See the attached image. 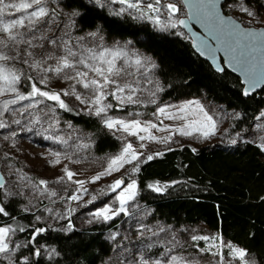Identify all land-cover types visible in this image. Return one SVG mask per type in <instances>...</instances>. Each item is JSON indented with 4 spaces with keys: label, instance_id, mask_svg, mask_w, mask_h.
Masks as SVG:
<instances>
[{
    "label": "trees",
    "instance_id": "16d2710c",
    "mask_svg": "<svg viewBox=\"0 0 264 264\" xmlns=\"http://www.w3.org/2000/svg\"><path fill=\"white\" fill-rule=\"evenodd\" d=\"M244 1L264 11V0ZM228 2L222 5L224 12ZM56 6L81 13L75 16L79 31L98 28L105 39L130 40L151 55L156 63L161 101L203 95L239 113L233 120V130L251 127L264 108V87L245 96L240 79L226 70L214 71L206 60L195 54L188 36L180 29L161 30L147 19L126 11L117 15L89 0H56ZM23 70L32 75L26 65ZM30 85L31 82L25 81L22 86L18 85V90L27 95ZM37 86L44 91H55L39 83ZM38 99L50 101L35 97L21 102ZM50 102L56 106L60 118L91 132L93 151L114 152L119 148V139L104 128L99 116L80 112L66 103L65 110ZM129 108L125 106L121 110ZM161 153L151 161L140 162L139 171L132 175L137 184V197L152 208L151 216L175 227L201 223L231 244L264 258V150L260 145L249 140L198 147L182 144ZM153 182L167 187L156 192L149 187ZM0 202L9 213L8 216L0 214V227H25V232L15 233L23 243L31 239L35 228L46 229L37 236L34 245L28 244L16 251L18 261L28 256L29 264H100L114 250V241L109 237L118 228L114 220L64 230L38 221L35 210H23L19 197L3 200L0 190ZM35 248L41 249L40 257L33 255ZM52 248L59 255L49 258L46 249Z\"/></svg>",
    "mask_w": 264,
    "mask_h": 264
},
{
    "label": "rangeland",
    "instance_id": "374dc122",
    "mask_svg": "<svg viewBox=\"0 0 264 264\" xmlns=\"http://www.w3.org/2000/svg\"><path fill=\"white\" fill-rule=\"evenodd\" d=\"M163 2H177L180 11L175 14L174 19H179L185 15V9L180 0H163ZM243 2L246 3L244 0ZM49 3L51 5V0H49ZM102 4L115 12H119L121 8L126 7L119 3H112L111 0H102ZM228 5L231 6L226 7V13L241 21L243 25L264 27V11L256 10L246 3L257 13V18L253 19L239 10L237 0H229ZM58 10L60 15L56 18V23L48 25L53 29V33L50 34H62L72 13V10H60L59 8ZM126 12L138 16L134 10H127ZM22 14L14 13L12 17L6 15L5 19L16 18ZM161 19L167 21V14L163 10ZM71 20L74 21V24L68 31L73 37L74 48L76 41L82 37L80 44L84 48H92L97 52L103 48L121 49L127 52L126 56H121L116 61V66L123 68L124 71L114 79L121 85L127 83L136 88L134 99L139 102L121 104L119 100L111 95L104 101V104H111L112 107L107 109L106 114L99 117L104 128L120 141V146L116 151L104 153L93 151L91 132L60 118L56 106L52 102L38 99L32 102H18L16 105L11 106L17 111L5 113L3 117H0L8 125L0 129V171L5 179V189L2 190L3 200L10 197H19L22 201L21 208L23 210L27 209L25 211H37V216L41 217L38 221L46 223L48 226H57V228L68 230L67 225L70 220L73 227H84L94 222L103 221L95 220L92 217L91 213L97 209L105 205L118 206L115 197L120 189L111 192L108 190V185L117 179L123 178L124 185L121 186L123 188L132 180H135L132 176L133 168L145 160L148 155L161 153L167 148L182 144L198 147L215 143L229 144L233 140H249L258 145L264 144V116H261L264 108L251 127L233 130V120L239 116V113L213 103L203 95L161 101L160 84L155 77L156 63L151 55L137 48L130 40L105 39L98 28L81 32L76 28L75 16H71ZM44 26L41 25V27ZM174 29L178 30L179 28L177 26ZM91 33L95 35H90ZM137 57L142 59V66H137L134 63ZM48 63L54 64V61ZM28 70L34 77L38 75L37 72L29 68ZM81 70L85 69L81 67ZM66 71L69 74H74L71 70ZM39 75L43 76L45 73L41 72ZM46 75L48 77L47 85H40L61 93V99L75 110L96 115L95 106L91 104L93 93L89 89H84L75 80L66 79L64 73L57 75L54 72H49ZM93 76L94 74L90 72L89 78H93ZM73 86L75 87V93L80 95V100L76 98L75 94H72ZM113 87L110 85L108 91L111 92ZM157 89L159 90L157 91ZM63 91H68L70 94L65 96L62 94ZM128 94L126 89L120 95L127 96ZM5 96H0V102L14 98H6ZM81 100L84 102L82 103ZM192 100L199 101L216 121L215 133L208 138L202 137L199 133H193L191 136L181 135L177 129L183 127L186 121L167 119L158 112L161 107H166L169 112H176L179 106ZM27 105H32V107H26ZM125 106L130 108L124 111L121 110ZM108 118L125 121L139 120L142 124L145 122L154 123L157 128L150 131L153 136L157 137V141L148 139L141 141L138 136L129 135L122 130L108 129L104 123L105 119ZM15 120H19L20 123H14ZM139 135L146 134L139 133ZM169 136L171 139L168 143L158 142L160 138ZM128 143H131L138 153H143L139 161L125 164L119 171H114L111 175L101 176L94 183L90 182L92 177L105 171L111 159L119 156ZM142 144L144 147H141ZM57 159H59V163H56ZM65 168L75 173L72 180H68L65 175ZM60 177L64 179L57 182ZM40 180L48 181L46 189L43 185L36 187L39 185ZM78 180L86 181L83 188L87 189V192H84L79 184L73 182ZM155 184L153 182L150 185ZM7 191H11L13 195L5 196L4 193ZM52 191H55L57 196H51ZM74 194L82 198L79 201L70 200L69 197ZM93 196L96 197L94 201L92 200ZM89 201L92 202L89 203ZM70 208L75 211L69 216L68 210ZM151 212L152 208L145 206L136 196L135 200L129 205V215L121 213L113 219L114 223L118 222L117 230L109 233V237L114 241V250L100 264H128L129 260L137 258L140 247L150 242L149 237L152 241L163 240L167 247L173 249L170 255L184 257L189 261H196L197 264H216L219 257H213L210 253L198 251L199 248L207 247L209 242L203 240L193 241L191 237L194 235H207L209 237L218 235L222 241L229 242L219 234L208 230L201 223L175 227L172 224L154 219ZM141 226L152 231H158L159 228L163 227L165 231L160 232L159 236H151L150 232L144 231V235L141 236ZM11 239L13 243H23L22 239L16 238L15 235ZM169 241L171 243H168ZM217 243H220V241L218 240ZM161 251H163V247L157 246L148 254H158ZM222 251L225 258L228 259V249L224 248ZM233 264H238V262L234 261Z\"/></svg>",
    "mask_w": 264,
    "mask_h": 264
},
{
    "label": "snow or ice",
    "instance_id": "6c2138e0",
    "mask_svg": "<svg viewBox=\"0 0 264 264\" xmlns=\"http://www.w3.org/2000/svg\"><path fill=\"white\" fill-rule=\"evenodd\" d=\"M89 2L103 7L102 0H89ZM111 2L126 6L121 8L116 13L117 15L127 10H134L139 18L153 22L161 30L176 28L178 25L186 27L188 24V20L173 18L180 11L177 2H163V0H111ZM183 2L190 9L188 19H196L198 22H202L208 30L209 37L215 38L224 45V50L231 54V62H234L238 70L245 75L249 87L244 90V95H248L251 89L258 87L264 82V28L227 27L232 21L230 18L220 14L217 10L216 0H183ZM237 3L240 11L253 19L257 18V13L247 6L243 0H237ZM51 5L53 6L50 7L49 0H0V96L8 94L14 96L13 99H5L0 102V117H3L5 113L17 111L11 106L35 97H43L54 101L60 108L67 110L68 106L61 99V93L44 91L37 86V83L47 85L48 77L46 74L49 72H54L57 75L64 73L66 79L75 80L84 89H89L93 93L91 104L95 106V114L97 116L106 114L107 109L112 107L111 104H104L109 95L115 97L121 104L138 103L139 101L134 99L137 89L127 83L121 85L114 79V77L120 76L124 71L123 68L116 66V61L121 56H126L127 52L121 49L112 50L109 48H103L97 52L92 48H84L80 44L82 37L76 41L74 48L73 37H71L68 30L74 24L71 16L81 15L78 10L72 11L69 22L65 24V30L62 34H50L53 33V29L48 25L56 23V18L60 15L58 7L54 6L56 5V0H51ZM162 10L167 14L166 22L161 19ZM14 13L23 14L16 18L5 19L6 15L12 17ZM42 24L45 26L41 27ZM90 35L95 34L91 33ZM204 47L207 49L209 45L204 43ZM257 52L261 54L257 56ZM49 61H54V64H49ZM134 63L137 66H142L143 61L140 57H137ZM17 65H20V67ZM25 65L37 72L38 75L34 77L25 73L23 70ZM81 67L85 70H81ZM66 70H71L74 74H69ZM218 70L223 71L222 68H218ZM41 72L45 73V75H39ZM90 72L94 74L93 78H89ZM25 81L31 82L30 91L27 95L18 90V85L22 86ZM110 85L114 86L111 92L108 91ZM126 89L129 94L127 96L120 95ZM62 94L67 96L70 93L63 91ZM72 94H75L78 100L81 99L80 95L75 93L74 86ZM81 102L83 103L84 101L81 100ZM26 107H32V105H27ZM158 112L167 119L185 120L184 126L177 129L183 136L199 133L202 137L208 138L215 133L216 121L199 101H187L179 106L176 112H169L166 107L159 108ZM261 116H264V112L261 113ZM13 122L20 123L19 120ZM104 123L108 129L122 130L129 135L138 136L141 141L145 139L157 141V137L153 136L150 131L153 128H157L154 123L145 122L142 124L139 120L125 121L111 118L105 119ZM7 126L6 121L0 119V129ZM139 133H145L146 135H139ZM170 139V136L164 137L160 138L158 142L168 143ZM235 142V140L232 141V143ZM141 147H144V145L142 144ZM260 147L264 150V144H261ZM142 155L143 153H138L131 143L126 144L121 154L111 159L105 171L92 177L90 182L94 183L101 176L111 175L112 172L119 171L125 164L139 161ZM154 155L159 156L162 153L157 152ZM154 155H148L147 161H151ZM56 163H59V159L56 160ZM138 171L139 167L137 165L133 168V172ZM64 172L68 180H72L75 175L67 168L64 169ZM63 179V177H60L57 182ZM73 182L79 184L80 188L87 192V189L83 188L86 181L78 180ZM40 185H43L46 189L48 181L40 180L39 185L36 187ZM122 185H124L123 178L117 179L108 185V190L111 192H116L117 189H120L115 197L118 206L105 205L97 209L91 213L95 220L107 222L113 220L121 213L129 215V205L137 196V184L135 180H132L123 188L121 187ZM149 187L156 192H162L167 186L155 184L149 185ZM4 189V177L0 175V190ZM101 191L103 192V190ZM4 195L11 196L13 193L7 191ZM50 195L55 197L57 193L52 191ZM81 198V196L75 194L69 197L73 201H79ZM95 199L96 197L93 196L92 200L94 201ZM91 202L89 201V203ZM74 211V209L70 208L68 215L70 216ZM0 214L3 216L9 215L5 207L2 206V202H0ZM36 219L40 220L41 217L37 216ZM72 227L69 220L67 229L71 230ZM25 230L23 226L16 228L11 225L0 227V264H29L28 256H24L22 261H18L15 253L18 249L27 247L28 244L34 245L37 236L44 233L46 229L35 228L31 234V239L26 243H13L11 237L17 231L25 232ZM144 231L150 232L151 236H159V233L165 231V229L161 227L158 231H152L141 226V236L144 235ZM148 239L150 242L142 245L138 250L137 258L129 260L128 264H197L196 261H189L184 257L170 255L173 249L167 247L163 240L152 241L150 237ZM191 239L193 241L203 240L209 242L207 247L199 248L198 251L210 253L213 257H219L216 264H233L234 261L238 262V264H264V258H261L258 254H253L247 249L222 241L218 235L212 237L194 235ZM218 240L220 243H217ZM168 243L171 242L169 241ZM157 246H162L163 251L149 255L148 253ZM224 248L228 249V259L225 258V254L222 251ZM46 252L49 258L59 255L54 248L46 249ZM33 255L40 257L41 249L35 248Z\"/></svg>",
    "mask_w": 264,
    "mask_h": 264
},
{
    "label": "water",
    "instance_id": "95a60500",
    "mask_svg": "<svg viewBox=\"0 0 264 264\" xmlns=\"http://www.w3.org/2000/svg\"><path fill=\"white\" fill-rule=\"evenodd\" d=\"M180 1L185 9V15L180 17L179 19L188 20V24L186 27L178 25V28L188 36L192 50L199 57L206 60L210 64V66L214 69V71L222 72L218 70V68H222L223 70H226L229 73L233 74L234 76L238 77L243 86L242 90L244 94V90L248 88L249 85L245 79V75L238 70V68L234 65V62H231V54L224 50V45L221 42H218L215 38L209 37L208 30L206 29L205 25L202 22H198L196 19H191V20L188 19L190 9L188 8L187 4L183 2V0ZM225 1L226 0H216V3H217V10L220 12V14L222 16H226L230 18V20L232 21V23L229 24L227 27L229 28L252 27L256 29L264 28L262 26L260 27L245 26L241 23V21L231 16L230 14L224 12L222 5L224 4ZM204 43H207L209 45L207 49L204 47ZM260 54H261L260 52L256 53L257 56H259ZM263 87H264V82H262L258 87L251 89L249 94L245 96H249L252 93L258 92ZM0 175H2L1 171H0ZM4 183H5V179H4Z\"/></svg>",
    "mask_w": 264,
    "mask_h": 264
}]
</instances>
